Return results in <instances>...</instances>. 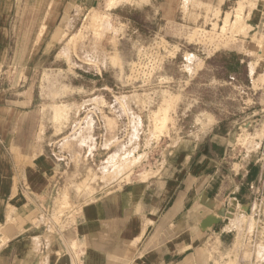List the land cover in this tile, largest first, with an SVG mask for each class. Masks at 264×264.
Segmentation results:
<instances>
[{"label": "rangeland", "instance_id": "374dc122", "mask_svg": "<svg viewBox=\"0 0 264 264\" xmlns=\"http://www.w3.org/2000/svg\"><path fill=\"white\" fill-rule=\"evenodd\" d=\"M13 15L18 48L0 93L16 116L4 125L23 129L17 142L35 145L49 176L30 166L20 182L1 146L0 264H105L107 256V264H161L146 245L138 250L141 237L126 255L112 258V246L87 254L78 240L84 210L125 185L173 177L181 143L197 141L210 115L229 129L234 159L248 154L259 167L264 0H14ZM227 49L246 53L250 72L228 80L216 62ZM248 196L238 207L223 198L206 205L226 237L202 240L201 261L190 264H264V221L251 188Z\"/></svg>", "mask_w": 264, "mask_h": 264}, {"label": "crops", "instance_id": "0c3cea01", "mask_svg": "<svg viewBox=\"0 0 264 264\" xmlns=\"http://www.w3.org/2000/svg\"><path fill=\"white\" fill-rule=\"evenodd\" d=\"M76 1L79 6L87 7L92 6L95 0ZM13 8L14 0H0V80L11 55L18 48L15 37L19 19L14 18ZM51 13L50 16H54L53 10ZM53 18L48 19V25L54 22ZM235 52L238 54L237 63L229 59V54ZM223 53L225 57L216 56L220 60L216 62L221 65L228 80L241 76L246 70L250 72L249 64L243 57L246 53L233 49ZM5 97L0 93V148L2 146L6 150L9 164L19 167L17 175L20 182L26 180L23 172L31 169L27 168L30 166L36 169V173L43 171L46 175L47 169L42 170L41 162L34 161L35 145L17 142V134L23 132V129L15 128L17 122H14L13 132L7 131L4 120L10 119L12 114L16 116V112L12 111L10 115L4 106L7 102ZM20 113L23 114V111ZM25 114L29 116V112ZM210 117L213 119L210 126L193 132L197 141L184 140L181 143L183 148L176 153L180 162L176 165L173 177H168L165 172L159 178L153 177L134 186L125 185L122 191L117 189L107 201L92 204L84 210V218L78 226V240L80 245L88 246L87 254L103 256V247L107 250L112 246V251L121 243L134 242L141 237L138 250L146 245L150 252L148 255L157 253L161 264H190L192 261H201L197 247L202 240L218 238L224 241L225 231L218 230L222 222L206 233L200 229L199 224L213 212L206 205L223 198L225 204L229 202L238 207L241 201L249 199L250 185L257 180L260 170L254 162V156L248 157L246 154L242 162L238 158L234 159L238 151L230 145L229 129L223 126L220 116ZM42 178L38 176L39 181ZM128 187L132 188L126 192ZM245 203L243 206H247ZM102 258L107 264L108 256ZM86 261L91 260L87 257Z\"/></svg>", "mask_w": 264, "mask_h": 264}, {"label": "built area", "instance_id": "2783aa9c", "mask_svg": "<svg viewBox=\"0 0 264 264\" xmlns=\"http://www.w3.org/2000/svg\"><path fill=\"white\" fill-rule=\"evenodd\" d=\"M262 146L264 148V145ZM257 163L259 164L260 173L257 180L250 185V188L252 194L255 195V217L257 218V223L261 225L264 221V151ZM248 206L251 207V205ZM254 206H252V210Z\"/></svg>", "mask_w": 264, "mask_h": 264}, {"label": "bare ground", "instance_id": "6f19581e", "mask_svg": "<svg viewBox=\"0 0 264 264\" xmlns=\"http://www.w3.org/2000/svg\"><path fill=\"white\" fill-rule=\"evenodd\" d=\"M48 7L50 6V3L47 5ZM77 11V10H76ZM94 11V10H93ZM227 18H226V24H230V22L232 23V21L230 20V15H228L227 14ZM98 19V17L96 18V15L95 14H93L91 17H90V21L91 22H95L96 23V20ZM100 19V18H99ZM101 23H102V21H100ZM99 22V23H100ZM92 24H94V23H92ZM97 24V23H96ZM95 24V25H96ZM98 25H100V24H98ZM102 26V25H101ZM97 28H98V26H96ZM100 27V26H99ZM103 27H105L104 25H103ZM96 28V29H97ZM100 30V29H99ZM102 30V29H101ZM98 32V31H97ZM39 34V33H38ZM40 35V34H39ZM35 42V41H34ZM255 65V64H254ZM253 69V68H252ZM59 114V113H58ZM165 118V117H164ZM236 207H237V205H236ZM241 224V223H240ZM240 228V227H239ZM121 243V242H120ZM134 242H124V243H121L119 246H116L115 247V252H114V254H113V256H112V258L114 257V256H116V255H126L127 254V252H128V246L130 245V244H133ZM111 254V253H110ZM109 260H111V258H110V256H109Z\"/></svg>", "mask_w": 264, "mask_h": 264}, {"label": "water", "instance_id": "95a60500", "mask_svg": "<svg viewBox=\"0 0 264 264\" xmlns=\"http://www.w3.org/2000/svg\"><path fill=\"white\" fill-rule=\"evenodd\" d=\"M237 204H235L236 206ZM222 222V218L216 216L214 214L209 215L206 217L200 224L199 227L202 231H209L214 228L215 225L220 224Z\"/></svg>", "mask_w": 264, "mask_h": 264}]
</instances>
